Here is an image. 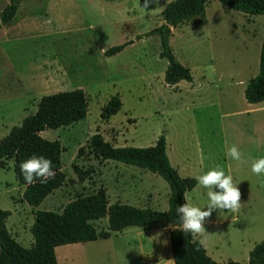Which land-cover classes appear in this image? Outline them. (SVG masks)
Returning <instances> with one entry per match:
<instances>
[{
	"label": "rangeland",
	"instance_id": "374dc122",
	"mask_svg": "<svg viewBox=\"0 0 264 264\" xmlns=\"http://www.w3.org/2000/svg\"><path fill=\"white\" fill-rule=\"evenodd\" d=\"M8 1L0 0V10ZM168 1L146 9L144 0H20L13 22L6 23L5 32L0 29V137L35 111L41 95L81 89L86 97L82 119L40 131L42 138L59 141L64 173L62 184L40 205L19 200L10 159L0 168V209L9 211L4 226L22 246L33 242L29 228L35 210L60 212L75 196L99 187L110 203L167 209L166 182L147 169L93 155L87 144L95 132L113 146H149L163 135L168 161L179 175L194 178L220 167L233 177L240 209L213 210L206 232L198 236L213 261L245 263L252 246L264 242V175L251 171L253 161L264 157V100L247 103L243 97L245 84L258 72L264 16L207 0L203 16L170 29L172 54L189 69L191 80L167 85L158 37L144 34L162 22L160 11ZM128 41L120 52L103 55ZM113 95L120 109L102 120L100 107ZM233 144L244 163L226 155ZM73 164L88 170L83 180ZM129 190L144 196L131 202L124 196ZM207 191L197 183L184 193L185 203L204 209ZM92 224L96 231L107 228L105 217ZM135 231L97 239L81 255L83 261L74 257L75 264H141L152 242Z\"/></svg>",
	"mask_w": 264,
	"mask_h": 264
},
{
	"label": "trees",
	"instance_id": "16d2710c",
	"mask_svg": "<svg viewBox=\"0 0 264 264\" xmlns=\"http://www.w3.org/2000/svg\"><path fill=\"white\" fill-rule=\"evenodd\" d=\"M235 11L249 15L264 16V0H218ZM20 0H9L0 10V25L10 22L16 13ZM207 0H170L160 11L162 22L145 32V36L154 34L159 41V57L167 60L163 80L167 85L180 80L190 81L189 69L179 63L172 54L168 43L170 29L204 14ZM123 42L103 51L104 56L119 52ZM247 103L264 100V23L259 45L258 72L251 77L243 89ZM121 106L117 95L110 96L100 107L99 117L107 120ZM86 114V97L81 89L57 91L41 95L32 114L24 116L19 125L12 126L0 137V168L10 159L17 183L22 186L21 200L30 206H37L46 196L58 188L63 180L58 140H46L39 132L50 128L67 126L82 119ZM88 147L93 155L100 159H110L133 165L159 175L167 184L169 192L167 209L164 211L148 207H136L127 203H108L102 187L96 191L77 195L66 202L60 212L35 210L29 228L33 242L24 247L6 230L4 221L8 210L0 209V264H56L54 247L68 243L93 241L109 237L111 231H120L128 226L148 227L163 223L170 225L168 232L172 264H264V242L255 243L248 252L245 263L232 260L215 262L205 253L200 241L190 234L181 232L177 207L185 203L184 193L197 183L193 177H182L168 161L165 152V140L159 135L149 146H113L95 132L88 139ZM82 147L76 151V156ZM45 156L52 161L55 178L47 184L39 182L26 184L20 171V163L32 155ZM72 169L78 180H83L88 170L76 164ZM106 217L107 229L96 231L92 221Z\"/></svg>",
	"mask_w": 264,
	"mask_h": 264
},
{
	"label": "clouds",
	"instance_id": "9594fccd",
	"mask_svg": "<svg viewBox=\"0 0 264 264\" xmlns=\"http://www.w3.org/2000/svg\"><path fill=\"white\" fill-rule=\"evenodd\" d=\"M158 2L159 0H144V7L147 9L149 4ZM226 155L234 161L244 163L243 154L235 144L227 148ZM20 171L28 185L37 182L47 184L56 175L52 161L45 156L35 154L20 163ZM251 171L257 176L264 175V157L253 161ZM194 179L199 186L208 190L206 193L208 204L202 209L186 202L178 206L176 211L181 221V232L195 238L206 232L205 221L211 217L213 210L237 212L240 209L241 191L237 184H234L233 177L226 175L220 167L212 168ZM214 188L218 190H213Z\"/></svg>",
	"mask_w": 264,
	"mask_h": 264
},
{
	"label": "crops",
	"instance_id": "0c3cea01",
	"mask_svg": "<svg viewBox=\"0 0 264 264\" xmlns=\"http://www.w3.org/2000/svg\"><path fill=\"white\" fill-rule=\"evenodd\" d=\"M12 22H13V20H12ZM16 24H12L11 26L13 27ZM5 27H7L6 24H1L0 25V29L2 31H4V32H5V29H6ZM9 129L7 130V132L9 131ZM41 132H39V134ZM176 171H177V169H176ZM182 177H185V176H182ZM18 189H19V192L22 191V186L19 185ZM104 190L106 191L105 188H104ZM143 193L144 192L142 190H134L133 192H131L129 190L127 193H124V196L131 197L132 198L131 202L135 203V202H138L140 199H142V197L144 196ZM19 200L22 201L20 196H19ZM127 200H129V199H125L126 202H127ZM115 202H120V201L117 200ZM40 203L38 205H40ZM108 203H110V202L108 201ZM105 220H106V217H105ZM106 225H107V221H106ZM149 227H151V226H148V227H145V228L137 227V226L132 228L131 226H128V227L123 228L120 231H111L110 235H111V233H116V232L119 233L121 231H124L125 233H127V231H129V229H137V231H135V232L138 235H145L147 237V239L152 242V245H150L152 247H149L148 251L146 253L142 254L143 257H142L141 264H160L161 262H166L167 264L169 262V264H172L171 252H170V246H169V239H168V232H169L171 226L163 224V226H161V227H159L157 229H147ZM106 229L107 228H105V230ZM107 238H109V237H107ZM107 238H105V239H107ZM196 238L200 241V243L203 246V243H202L201 239L198 236ZM97 239H99V238H97ZM97 239H95L93 241L78 242V243H68V244H64V245L55 246L54 247V254H55L56 264H61V263L62 264H75L76 261L74 260V257L77 258V261L78 260L81 261L82 260L81 259V255L84 256L85 249H87V247L88 248L92 247L93 243ZM105 239H103V240H105ZM165 241H166V243H165ZM83 248H84V251H83ZM59 253H60V255H59Z\"/></svg>",
	"mask_w": 264,
	"mask_h": 264
},
{
	"label": "water",
	"instance_id": "95a60500",
	"mask_svg": "<svg viewBox=\"0 0 264 264\" xmlns=\"http://www.w3.org/2000/svg\"><path fill=\"white\" fill-rule=\"evenodd\" d=\"M179 223L181 224L180 217H179Z\"/></svg>",
	"mask_w": 264,
	"mask_h": 264
}]
</instances>
